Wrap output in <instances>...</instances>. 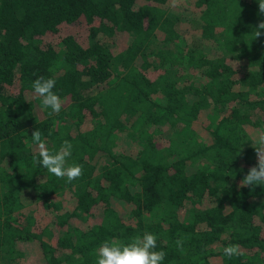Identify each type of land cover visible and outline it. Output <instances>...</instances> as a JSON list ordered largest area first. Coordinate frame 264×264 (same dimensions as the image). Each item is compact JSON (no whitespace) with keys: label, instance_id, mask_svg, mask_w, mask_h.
Masks as SVG:
<instances>
[{"label":"trees","instance_id":"trees-1","mask_svg":"<svg viewBox=\"0 0 264 264\" xmlns=\"http://www.w3.org/2000/svg\"><path fill=\"white\" fill-rule=\"evenodd\" d=\"M261 22L257 0H0V264H95L144 231L161 264H264V184H240L264 128ZM34 130L72 143L78 178L34 166Z\"/></svg>","mask_w":264,"mask_h":264},{"label":"clouds","instance_id":"clouds-1","mask_svg":"<svg viewBox=\"0 0 264 264\" xmlns=\"http://www.w3.org/2000/svg\"><path fill=\"white\" fill-rule=\"evenodd\" d=\"M258 10L264 15V0H257ZM258 29H264V22L257 25ZM259 31H253V37L259 36ZM53 78L37 77L31 81L30 87L35 97L39 98L40 110L49 115L58 114L61 110V99L53 90L55 87ZM30 147L34 146L35 154L32 156L34 166L40 165L45 172L57 178H64L65 183L72 182L81 175V166L69 162L72 154V143L63 140L55 149H49L41 137L39 130L31 133L28 141ZM254 145L257 162L249 168L240 180L244 186H256L264 184V128L258 129L251 138ZM177 248L181 247L182 241H174ZM95 264H161L165 252L157 250L156 237L154 234L144 231L139 235L131 237L127 242L104 240L94 250ZM223 255L231 258L240 255L238 246L235 244L225 245L222 248Z\"/></svg>","mask_w":264,"mask_h":264},{"label":"rangeland","instance_id":"rangeland-1","mask_svg":"<svg viewBox=\"0 0 264 264\" xmlns=\"http://www.w3.org/2000/svg\"><path fill=\"white\" fill-rule=\"evenodd\" d=\"M26 209H27V207H26Z\"/></svg>","mask_w":264,"mask_h":264}]
</instances>
